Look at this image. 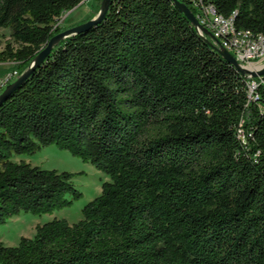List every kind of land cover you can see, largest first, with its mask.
I'll return each instance as SVG.
<instances>
[{
    "label": "trees",
    "instance_id": "16d2710c",
    "mask_svg": "<svg viewBox=\"0 0 264 264\" xmlns=\"http://www.w3.org/2000/svg\"><path fill=\"white\" fill-rule=\"evenodd\" d=\"M83 1L0 0V63L22 75ZM176 2L264 36V0ZM261 77L248 101V78L171 0H110L100 23L59 42L0 104V226L82 196L80 173L14 157L54 147L108 182L80 221L0 241V264H264Z\"/></svg>",
    "mask_w": 264,
    "mask_h": 264
},
{
    "label": "rangeland",
    "instance_id": "374dc122",
    "mask_svg": "<svg viewBox=\"0 0 264 264\" xmlns=\"http://www.w3.org/2000/svg\"><path fill=\"white\" fill-rule=\"evenodd\" d=\"M100 4L101 2L99 0H84L73 10L62 14L57 20L55 27L66 30L96 18ZM1 34V49H3L4 44L7 42L12 43V40L9 37L8 31H2ZM14 66L13 63L11 65H1L0 77L16 71ZM12 161H24L31 166H37L45 170L80 173L73 180V184L81 192L82 196L70 207L55 211L52 215L34 216L31 214H21L10 219L6 224L1 225L0 241L8 247H15L20 238L31 239L35 234V228L37 226H42L53 219H63L69 224L80 221L82 219V208L97 197L101 192V185L104 182H108V178L96 171L91 165L73 158L66 152L58 151L54 147L45 148L31 157H14Z\"/></svg>",
    "mask_w": 264,
    "mask_h": 264
},
{
    "label": "built area",
    "instance_id": "2783aa9c",
    "mask_svg": "<svg viewBox=\"0 0 264 264\" xmlns=\"http://www.w3.org/2000/svg\"><path fill=\"white\" fill-rule=\"evenodd\" d=\"M196 19L210 33L211 39L206 37L210 43L217 50L228 52L240 68L249 72H257L264 67V36L255 35L249 31L236 30L232 17L219 16L211 7H202ZM198 33L205 37L200 31ZM17 77L16 71L1 76L0 93ZM246 77L249 80L246 84L247 98L248 101H254L257 98L258 83L250 76ZM257 78L259 83H263L261 76Z\"/></svg>",
    "mask_w": 264,
    "mask_h": 264
},
{
    "label": "water",
    "instance_id": "95a60500",
    "mask_svg": "<svg viewBox=\"0 0 264 264\" xmlns=\"http://www.w3.org/2000/svg\"><path fill=\"white\" fill-rule=\"evenodd\" d=\"M172 2H174L176 8L183 13L186 18L188 19V21L194 26V28L197 31H200L201 33H203V35L207 38L211 39V35L210 33L204 29L198 22V20L196 19V17L189 12V10L182 4L176 2V0H171ZM110 0H101V4H100V9L99 12L96 16V18L89 20L83 24H79L75 27L66 29L58 34H56L55 36H53L45 45V47L38 53V55L34 58L33 62L31 63V65L29 66V68L22 74L20 75L13 83H11L10 85H8L3 92L0 94V104L10 95V93L12 91H14L25 79H27L31 73L36 69V67H38L43 61L44 59L48 56V54L51 52V50L53 49V47H55L59 42H61L62 40L80 34L84 31H86L87 29H89L91 26L96 25L98 23H100L106 14L108 5H109ZM204 38V40L209 43L211 46H213L208 40L207 38ZM214 47V46H213ZM215 48V47H214ZM218 54L220 55V57L229 65H231L236 71H238L241 75L244 76H250L251 78H256L258 76H262L264 75V67L257 71V72H249L246 71L242 68H240V66L237 64V62L232 58V56L226 52L225 50H217Z\"/></svg>",
    "mask_w": 264,
    "mask_h": 264
},
{
    "label": "crops",
    "instance_id": "0c3cea01",
    "mask_svg": "<svg viewBox=\"0 0 264 264\" xmlns=\"http://www.w3.org/2000/svg\"><path fill=\"white\" fill-rule=\"evenodd\" d=\"M7 64L11 65L12 63H10V62L9 63H0V66L1 65H7Z\"/></svg>",
    "mask_w": 264,
    "mask_h": 264
}]
</instances>
